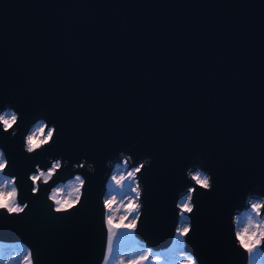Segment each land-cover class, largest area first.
Listing matches in <instances>:
<instances>
[{
    "label": "water",
    "instance_id": "1",
    "mask_svg": "<svg viewBox=\"0 0 264 264\" xmlns=\"http://www.w3.org/2000/svg\"><path fill=\"white\" fill-rule=\"evenodd\" d=\"M8 107L20 120L0 127L5 173L29 207L0 211V244L26 245L34 264H102L113 167L150 157L135 235L166 248L194 186L185 251L199 264H247L233 217L264 197V0H0V112ZM41 118L56 135L27 154ZM56 159L69 163L33 195L29 175ZM195 165L212 174L210 191L187 178ZM76 173L81 205L56 213L48 192Z\"/></svg>",
    "mask_w": 264,
    "mask_h": 264
},
{
    "label": "clouds",
    "instance_id": "2",
    "mask_svg": "<svg viewBox=\"0 0 264 264\" xmlns=\"http://www.w3.org/2000/svg\"><path fill=\"white\" fill-rule=\"evenodd\" d=\"M20 120V114L13 108H5L0 112V127L5 133L12 131ZM15 136L16 132L13 131ZM56 135V126L51 127L41 118L35 122L25 136L24 151L34 154L37 151L52 144ZM69 162L56 159L51 161V167L45 169L36 166V171L29 175L32 194L40 192V184L48 185L53 181L58 171ZM86 160L73 165L76 168H84ZM128 159L122 156V163H117L106 185L107 192L102 197L105 210L104 220L107 231L106 254L102 264H199L196 257L185 251L186 238L192 232L190 214L196 210L193 203L195 187H189L187 194L182 195L177 202L181 221L177 224L172 243L166 249L154 250L148 247L146 241H141L136 235L140 225L143 204L141 198L143 189L138 179V173L144 169L145 164L151 165V158L143 160L139 166L128 168ZM8 159L3 149H0V211L9 216L25 213L29 205L21 204L20 189L17 186V178L5 173L8 168ZM92 170V165H88ZM186 176L194 182L195 186L205 190H211L212 174L202 167L195 165V171L186 170ZM86 180L83 175L76 173L66 181L56 183L48 192V201L54 206L56 213H69L81 205L84 197ZM127 193V194H125ZM249 205L247 210L234 215V235L238 246L247 253L248 264H252L255 254L264 246V197H251L246 200ZM187 214V215H186ZM241 217L243 225L241 226ZM25 252L19 250H0L4 264L9 260H19V264H34L31 249L24 246ZM26 253V254H25Z\"/></svg>",
    "mask_w": 264,
    "mask_h": 264
},
{
    "label": "rangeland",
    "instance_id": "3",
    "mask_svg": "<svg viewBox=\"0 0 264 264\" xmlns=\"http://www.w3.org/2000/svg\"><path fill=\"white\" fill-rule=\"evenodd\" d=\"M118 163H122V161L118 162ZM117 164V163H116ZM115 164V165H116ZM114 165V167H115ZM129 165V163H128ZM114 167H113V170H114ZM132 168H135V167H132V166H128V168L126 170H131ZM113 172V171H112ZM110 178V177H109ZM108 183V182H107ZM107 185V184H106ZM106 190H107V187H106ZM107 192V191H106ZM106 194V193H105ZM127 194V193H125ZM248 209V208H247ZM243 225V217H241V226ZM172 243V241H171ZM170 243V244H171ZM169 244V245H170ZM168 245V246H169ZM168 246L166 248H168ZM262 247V246H261ZM166 248H162V249H166ZM0 250H4V251H13V250H19L21 251L22 253H24L26 250L25 248H23V245H20V244H12V245H1L0 246ZM161 250V249H159ZM106 254V253H105ZM0 264H4V261L3 259H0ZM8 264H18V260H12L11 259L9 260ZM252 264H264V249L261 248L257 254H255V256L253 257V260H252Z\"/></svg>",
    "mask_w": 264,
    "mask_h": 264
},
{
    "label": "snow or ice",
    "instance_id": "4",
    "mask_svg": "<svg viewBox=\"0 0 264 264\" xmlns=\"http://www.w3.org/2000/svg\"><path fill=\"white\" fill-rule=\"evenodd\" d=\"M187 191H188V189H187ZM178 217H179V212H178ZM179 222H184V221H181V220H180V217H179ZM25 254H26V253H25ZM0 259H3V257L0 256ZM18 264H19V260H18Z\"/></svg>",
    "mask_w": 264,
    "mask_h": 264
},
{
    "label": "bare ground",
    "instance_id": "5",
    "mask_svg": "<svg viewBox=\"0 0 264 264\" xmlns=\"http://www.w3.org/2000/svg\"><path fill=\"white\" fill-rule=\"evenodd\" d=\"M248 207H249V205H248ZM255 256V255H254ZM247 264H248V261H247Z\"/></svg>",
    "mask_w": 264,
    "mask_h": 264
}]
</instances>
